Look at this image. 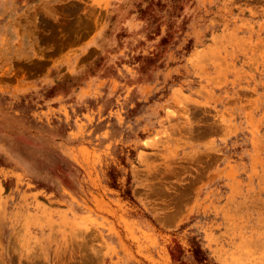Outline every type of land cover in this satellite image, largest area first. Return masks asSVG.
Here are the masks:
<instances>
[{
  "label": "rangeland",
  "instance_id": "374dc122",
  "mask_svg": "<svg viewBox=\"0 0 264 264\" xmlns=\"http://www.w3.org/2000/svg\"><path fill=\"white\" fill-rule=\"evenodd\" d=\"M0 264H264V0H0Z\"/></svg>",
  "mask_w": 264,
  "mask_h": 264
},
{
  "label": "trees",
  "instance_id": "16d2710c",
  "mask_svg": "<svg viewBox=\"0 0 264 264\" xmlns=\"http://www.w3.org/2000/svg\"><path fill=\"white\" fill-rule=\"evenodd\" d=\"M164 37H165V36H162V37L160 38V40H159V43H160V44L163 43V42H165V38H164ZM128 193H129V191L126 189L125 194L128 195ZM193 244H194L193 249H192V255H193V258H194L195 261H197V262H201V263H202L203 260L205 259V257H204L202 251H201L200 248H199V244L196 243V242H193ZM176 251L178 252V249H177ZM177 256H178V255H177Z\"/></svg>",
  "mask_w": 264,
  "mask_h": 264
}]
</instances>
